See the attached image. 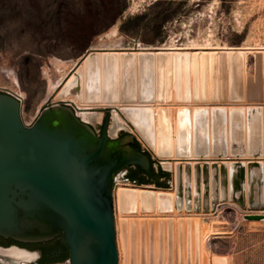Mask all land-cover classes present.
Wrapping results in <instances>:
<instances>
[{"label":"water","instance_id":"water-1","mask_svg":"<svg viewBox=\"0 0 264 264\" xmlns=\"http://www.w3.org/2000/svg\"><path fill=\"white\" fill-rule=\"evenodd\" d=\"M137 51L142 53L139 57L135 54ZM137 51L89 49L82 57L83 61L87 60L85 68H81L82 63L78 64L71 86L68 87L67 82L73 74L62 84L60 90H63V96H74L88 103L104 101L111 104L120 100L135 102L140 95L141 102H153L156 99L157 78L158 100L163 101L166 84H171L170 55L158 50L156 60L154 50ZM101 53H105L103 60ZM118 53H122L120 57ZM221 54L225 55V52ZM237 57L235 54L232 59L237 62ZM216 61L217 56L213 66ZM238 63L239 67L243 66L242 62ZM207 70L205 62V80ZM196 73L197 86L198 70ZM204 83L203 101L207 102L210 98L207 80ZM213 94L216 103L218 97L215 92ZM54 97L28 124L24 121L23 103L18 94L0 89V237L25 244L60 238L68 250L69 264H120L117 212L133 216L137 207L134 200L129 203L121 201L120 210H117L115 185L118 176L129 167L140 166L151 173V159L131 147L135 137L110 108L105 109L109 115L102 137H99L92 127L100 130L107 113L82 114L81 118L77 113L79 108L73 102L54 103ZM230 99L242 101L244 97L231 95ZM177 100L183 102L180 97ZM185 102H191V99ZM220 105L213 104L215 108L211 114L206 108L196 111L193 135L191 128L179 130L182 131L181 142L175 160H172L173 148L164 147L169 161L176 163L174 172L165 169L160 162L163 170L171 176V188L142 187L149 198L144 201V214L154 212L153 193L157 190L175 193V196L160 195V214H173L177 210L180 213L186 211L192 217L191 214L195 213L198 218L195 222L196 264H201L200 217L203 216L206 221L226 208H235L245 221H264V111L261 107L250 108L246 126L243 108L231 109L229 119L225 106L233 104ZM138 107H126L123 113L142 131L131 118ZM245 131H249L250 135L248 145L241 135ZM109 134L114 138L126 137L112 140ZM139 147L149 153L140 144ZM245 156L251 159H242ZM136 187L130 184L125 188L135 190ZM126 218L121 222L124 264H158L154 251L155 222L150 223V260L147 222H142L144 244L140 261L138 222L133 219L129 227ZM192 223L190 219L188 264H193ZM164 225L165 222L161 221L162 239ZM172 226L173 221H169L170 253L167 264H175ZM180 232L184 240L183 220ZM183 247L184 244L180 264H186ZM34 248L38 249H29ZM38 254L41 255L38 263L42 264V253L39 251ZM159 264H164V256ZM215 264H228V261L217 258Z\"/></svg>","mask_w":264,"mask_h":264},{"label":"rangeland","instance_id":"rangeland-1","mask_svg":"<svg viewBox=\"0 0 264 264\" xmlns=\"http://www.w3.org/2000/svg\"><path fill=\"white\" fill-rule=\"evenodd\" d=\"M209 44L211 47L226 48L264 47V0H0V89H9L22 96L23 118L26 123L30 124L35 120L40 108L52 97L50 94L56 92L64 82L66 68L58 67L59 65L56 64L58 61H63L71 66L75 62L77 63L89 49L99 48V46L101 49L108 48V50L130 49L137 51L139 48L153 49L172 45L191 48L194 45H196L195 47H204ZM185 51L192 52L196 49ZM226 56V53L225 55L220 54L213 66V71L212 68L207 70L206 80L209 84L207 90L210 96L207 102L178 101L175 95V70L173 71V84H175L173 86L175 87L172 88L174 94L172 93V100L169 103H162L157 99L153 102L143 103L140 101V95L135 102L120 100L111 104L102 101L88 103L77 97H70V99H74L72 102L77 107H91L92 110L89 111V114L107 113L105 109L108 108L111 109V112H117L116 114L139 144L156 161L162 162L139 133L140 131L117 108L146 105L151 108L164 106L167 108L202 107L208 109L215 108L213 104L222 106L226 103L233 105H227L225 108L261 107L264 111L263 60L261 65V61L255 55H249L248 70H250L248 72L246 71L247 67L238 66L239 60L237 62L234 59L229 61ZM139 75L138 72V77ZM194 76L196 82L197 76ZM202 78L203 80L201 78L200 80L204 83L206 81L204 71ZM191 81L193 95L194 83ZM158 84L156 78L155 88L157 91H159ZM214 92L218 97L216 103H214ZM231 95L243 96L244 99L232 101ZM251 96H259V98L254 99ZM80 117L82 118V116ZM176 132L174 133L175 140ZM236 133L240 134V131H236ZM241 135L244 136L246 145H248L249 131H245ZM262 136L264 139V131ZM242 159L251 158L245 156ZM168 164L163 163L165 169L169 167ZM169 177L163 182V185L172 184V179ZM117 182L115 186H118L114 195L119 188L133 184L124 179H118ZM139 186L142 185L137 184V188L142 189ZM143 186L160 188L161 185L145 183ZM114 199L116 209L120 210L116 196ZM139 211L133 216L117 212L118 247L122 256V264H124L125 249L121 222L125 217H127L129 227L133 219L138 222L140 261L144 244L142 222H147L146 237L149 260L152 251L150 223L151 221L155 222V259L159 264L160 259L164 256V264H167L170 253L168 223L173 220L169 219L165 222L164 219L158 221L152 219L155 217L153 214H160L159 211H154L155 213L152 214H144L142 210ZM177 212L180 214L178 215L180 218L187 216L189 219L186 222L184 219L179 222L173 221L172 228L178 223L179 232L176 245L173 230L172 250L175 264H180L182 244H184V256L186 264H188V221L192 217H197L194 216L195 213L189 217L186 211ZM138 214H143V219L138 220ZM160 215L162 218L164 217L163 214ZM168 216L172 217L173 215ZM197 219L195 221L191 219L193 222V264H196L195 222ZM199 219L200 228L202 224L209 225L210 223V226H203L202 234L200 229L201 264H215L217 258L227 259L228 264H264V222L248 225L243 219V215L235 208H226L218 216H210L206 221L203 216ZM182 220L184 221V240L181 239L180 232ZM161 221L165 222L164 239L160 236ZM156 225L159 227L158 234H156ZM185 226H187V230H185ZM193 230L195 232L194 247ZM203 234H205L204 249L202 248ZM128 246L130 247V242ZM13 248L27 251L29 255H25V257L12 254L0 255V264H39L41 255L38 254L39 250L36 248L29 249L16 245L0 246V249L6 250ZM49 264H69V259Z\"/></svg>","mask_w":264,"mask_h":264},{"label":"bare ground","instance_id":"bare-ground-1","mask_svg":"<svg viewBox=\"0 0 264 264\" xmlns=\"http://www.w3.org/2000/svg\"><path fill=\"white\" fill-rule=\"evenodd\" d=\"M116 32H117V30H116ZM196 45L198 46V44H196ZM196 45H194L191 48L176 47L175 45H172V46H164L161 48H153V49L149 48V49H147V50H154L155 51V53H153V54H154L156 60H157V57L159 55L158 52H160L158 50H164L161 53L168 52V54L171 57V68H170L171 69V81H170L171 84H170V86H168L166 84V87H165L164 92H163V98L164 99H163V101H161L162 103H164V102L169 103L172 100V95L174 94V90L172 92V88L175 86H176V90H175L176 99H178L180 97V99L182 98V101L185 102L186 99L190 98L191 102H194V101L202 102L204 100V83L201 80H203L202 77H203L205 62L208 65V69L210 70L212 68V71H213V60H214L215 56L220 57V54L222 52L226 53V55H227L226 57L229 61L236 54L238 56L237 60L242 62L243 66L247 67L246 71H248V72L250 70V69L248 70L249 55H253V56L255 55L256 58L261 61V65H262V60H263V64H264V47L263 46H256V47L242 46V47H237V48H234V47L233 48H226V47H213V46L211 47L210 46L211 44H209V46L207 45L204 47L203 46L202 47H195ZM188 49H196V51H192V52L185 51ZM92 50H108V48L107 49L106 48L101 49L99 46V48L94 47V48H92ZM127 50H130V49H127ZM138 50H146V49L139 48ZM109 51H111V50H109ZM183 52H187V53H183ZM121 54L122 53H118L119 57L121 56ZM135 54L137 57H139L142 53L140 51H137ZM100 55H101V59L103 60L105 53H101ZM86 61L87 60L83 61V59L81 58L77 63L75 62L71 66H68V64H66L63 61H58L56 64L59 65L58 67H65L66 68V73L64 74V77H63V80L65 81L71 74H73V72L77 68L78 64L82 63L81 68L84 69ZM245 63H246V65H245ZM174 70L176 73V85L173 84V77H174L173 71ZM197 70H198V85L196 86V82H195L193 77H195L194 75L197 74L196 73ZM192 74H193V77H192ZM178 75L180 77H178ZM74 76H75V73L68 80V82H67L68 87L71 86L72 81L74 79ZM192 78H193V83H194L193 95H192L191 86H190V80H192ZM200 78H201V80H200ZM63 80H61V81H63ZM246 82H248V81H246ZM62 84L60 85L58 90L56 92H54L55 94L52 93L53 90L51 91L52 94H50V96H53V95L55 96L53 99L54 103H56L58 101H64V102L69 103V101L72 102L74 100V99L72 100V98L70 99V97H74V96H66V97L63 96V94H62L63 90H60L62 87ZM173 85H175V86H173ZM155 97L158 100V92L157 91H156ZM197 98H199V99L196 100ZM48 99H49V97H48ZM158 101H160V100H158ZM102 102L105 103L104 101H102ZM78 108H79L78 114H79V116H82V118H83L82 114H89V111L92 110L91 107H81V108L78 107ZM197 108L198 109L196 111L202 109V107H200V108L197 107ZM117 109L119 111H122V113H123V111H124V109H126V107H124V108L120 107ZM231 109H233V108H231ZM231 109L229 112L227 111L229 119H230ZM248 110L247 111L244 110L245 115H246V126L248 124L247 123ZM196 111H194L193 109H191V111H190L189 107H187V108H184V107L167 108L164 106L163 107L159 106V107L151 108L149 106L142 105V106H139L138 108H136V110L134 112V116H131V118L137 124V126L141 128L142 131H140L139 133L142 135V137L147 141V143L154 150L155 155H157V157H159L162 160L161 163L162 164L163 163H169L168 164L169 167H167V168H169L170 170L175 172L176 163H175V161H169V159L167 158V156L169 154L164 152V151H166L164 147L166 146L167 149L168 148L171 149V147L173 148L174 159H172V160H175L177 158V156L179 155L177 147H178V144H180V142H181L180 135H181L182 131H179V130L191 128L192 135H193ZM211 112L212 111H209L210 114H211ZM126 119L128 121H130L129 118L126 117ZM175 131H177L176 132V140L174 138ZM185 132H187V131H185ZM147 188H150V187H147ZM145 193L146 192L143 189H140L137 187L135 190H127V188H119L117 190L115 196L118 200L119 206H120L121 201H126V203H129L130 200H134L135 202H133V203L137 207L136 208L137 209L136 213H137L139 210H142L144 208L143 207L144 203H145L144 201H146L148 198L146 196L147 194H145ZM153 194H154L153 200H154V209H155L154 211H159V212L161 209L160 208V195L172 194L173 196H175V193H172L169 191H160V190L155 191ZM139 207H141V209H139ZM190 219H192V218H190ZM200 241H201V239H200ZM204 243H205V234L202 235V248L203 249H204ZM4 254L5 255L6 254H12L15 256H19V257H20V255H22L25 257V255H29V252L21 251L18 248H13L11 250L0 249V255H4ZM16 258H18V257H16ZM120 264H122V256L121 255H120Z\"/></svg>","mask_w":264,"mask_h":264},{"label":"flooded vegetation","instance_id":"flooded-vegetation-1","mask_svg":"<svg viewBox=\"0 0 264 264\" xmlns=\"http://www.w3.org/2000/svg\"><path fill=\"white\" fill-rule=\"evenodd\" d=\"M106 112H107V116L105 117L104 122L101 123L100 130H97L95 127H92L94 131H96L99 137H102V134H103V131L106 125L107 117L109 115V111H106ZM108 131H110V126L108 128ZM124 137L126 136H117L116 138H114L110 135V138L112 140H122ZM131 147L134 148L136 151L144 153L151 159V165H152L151 173H147L140 166H132L124 170L118 176V179H124L125 181L132 182L135 185L137 184L142 185L139 187H150L151 188V186H143L145 183H150V184H155V185L163 184V182L167 179L168 176H170V174L168 175L163 174V172L165 171L163 170L161 163L156 161L149 153L141 150L139 147L138 141L135 138H134V142L131 144ZM156 165H158V167ZM116 189H117V186H116ZM0 244L8 245V246L16 245V246L26 247V248L37 247L39 251L42 253V258L44 256V250L53 249L54 251L52 252V255L60 257L63 254V251L66 249V247L62 244L60 238H56L49 242L25 244V243L14 241L12 239H5L3 237H0Z\"/></svg>","mask_w":264,"mask_h":264},{"label":"crops","instance_id":"crops-1","mask_svg":"<svg viewBox=\"0 0 264 264\" xmlns=\"http://www.w3.org/2000/svg\"><path fill=\"white\" fill-rule=\"evenodd\" d=\"M192 77H193V74H192ZM194 78V77H193ZM193 78H192V81H193ZM191 109H193L194 111H196L198 108H196V107H191ZM191 109L189 108V110L191 111ZM214 108H208V110L209 111H212ZM230 109L231 108H229V107H227L226 108V110L229 112L230 111ZM245 111H247L248 110V108H245L244 109ZM169 178H171V176L169 177ZM157 185H161L160 186V188H163V187H165L164 189H170V185H172V184H166V185H163V184H157ZM151 187H153V186H151ZM157 212V211H156ZM142 215L143 214H138V220L139 219H143L142 218ZM155 217L154 218H152V219H154V220H159V219H164L165 221L166 220H173L174 222H175V220H177V222H179V220H181V219H184L185 220V222L189 219L187 216H185L184 218H180L178 215H180V214H178V212H177V210L174 212V214H163V218H162V216L160 215V214H157V213H155V214H153ZM168 215H173L172 217L171 216H168ZM183 215H186V214H183ZM195 217H192V220L193 221H195ZM212 219V218H211ZM246 222V224H260V223H262V222H264V221H245ZM203 226H210V223H209V225H204V224H202L201 225V234H202V228H203ZM158 229H159V227H158V225H156V234H158ZM173 230H174V234H175V242H176V245H177V241H178V232H179V224L177 223V225H175L174 226V228H173ZM185 230H187V226H185ZM194 234H195V232H194V230H193V247H194V242H195V238H194ZM217 234H219V233H217Z\"/></svg>","mask_w":264,"mask_h":264},{"label":"trees","instance_id":"trees-1","mask_svg":"<svg viewBox=\"0 0 264 264\" xmlns=\"http://www.w3.org/2000/svg\"><path fill=\"white\" fill-rule=\"evenodd\" d=\"M164 175H168V173L166 172H163ZM54 250L51 249V250H44V256H43V259H42V264H49V263H54V262H60V261H64L68 258L69 256V253H68V250L65 249L63 251V254L60 256V257H57V256H53L52 255V252ZM67 251V252H66Z\"/></svg>","mask_w":264,"mask_h":264},{"label":"built area","instance_id":"built-area-1","mask_svg":"<svg viewBox=\"0 0 264 264\" xmlns=\"http://www.w3.org/2000/svg\"><path fill=\"white\" fill-rule=\"evenodd\" d=\"M19 96V98H20V100H22V97L20 96V95H18ZM78 113V112H77Z\"/></svg>","mask_w":264,"mask_h":264}]
</instances>
